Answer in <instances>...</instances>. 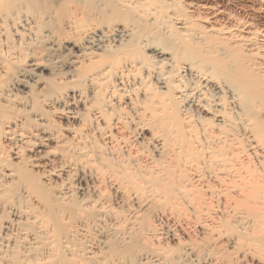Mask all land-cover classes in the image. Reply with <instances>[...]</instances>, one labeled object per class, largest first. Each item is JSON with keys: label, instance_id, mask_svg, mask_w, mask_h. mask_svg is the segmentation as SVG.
I'll use <instances>...</instances> for the list:
<instances>
[{"label": "bare ground", "instance_id": "6f19581e", "mask_svg": "<svg viewBox=\"0 0 264 264\" xmlns=\"http://www.w3.org/2000/svg\"><path fill=\"white\" fill-rule=\"evenodd\" d=\"M0 264H264V0H0Z\"/></svg>", "mask_w": 264, "mask_h": 264}, {"label": "rangeland", "instance_id": "374dc122", "mask_svg": "<svg viewBox=\"0 0 264 264\" xmlns=\"http://www.w3.org/2000/svg\"><path fill=\"white\" fill-rule=\"evenodd\" d=\"M184 1V0H183ZM183 7V6H182ZM44 106V105H43ZM60 114V113H59ZM58 113H52L51 115H53V117H54V119H59V120H62V119H60V118H58L60 115H59ZM52 117V116H51ZM52 117V118H53ZM57 117V118H56ZM64 121V120H63ZM62 121V122H63ZM62 122H61V124L59 123V125H62Z\"/></svg>", "mask_w": 264, "mask_h": 264}]
</instances>
